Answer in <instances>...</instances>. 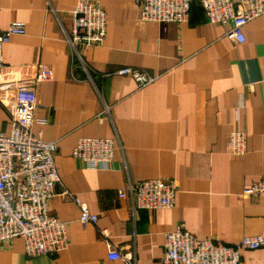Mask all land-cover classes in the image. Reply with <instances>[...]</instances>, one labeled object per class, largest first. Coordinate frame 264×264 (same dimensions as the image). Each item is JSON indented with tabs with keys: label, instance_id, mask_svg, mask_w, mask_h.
Returning a JSON list of instances; mask_svg holds the SVG:
<instances>
[{
	"label": "crops",
	"instance_id": "obj_1",
	"mask_svg": "<svg viewBox=\"0 0 264 264\" xmlns=\"http://www.w3.org/2000/svg\"><path fill=\"white\" fill-rule=\"evenodd\" d=\"M80 0H0V30L24 26L3 47L0 84L32 79L40 65L53 69L38 89L45 105L33 132L56 141L61 186L50 211L68 223V246L54 256L28 258L23 241L0 243V264H126L108 258V243L134 256L135 264H161L164 233L177 229L198 239L234 245L264 231V197L241 191L264 180V15L243 27L244 41L226 36L228 26L207 21L194 0L188 21L164 25L140 20L132 0H85L106 12L99 46L68 41L70 11ZM122 68L154 77L138 88ZM235 128L247 135L245 156L232 155ZM0 131L9 121L0 105ZM117 141L109 168L90 169L70 155L81 138ZM173 179L169 209L135 208L118 191L127 183ZM75 195L95 225H82ZM109 238H102L98 230ZM240 264H264V247L242 253Z\"/></svg>",
	"mask_w": 264,
	"mask_h": 264
},
{
	"label": "built area",
	"instance_id": "obj_2",
	"mask_svg": "<svg viewBox=\"0 0 264 264\" xmlns=\"http://www.w3.org/2000/svg\"><path fill=\"white\" fill-rule=\"evenodd\" d=\"M139 8L140 20L166 24L188 21L194 0H132ZM207 21L228 26L226 36L236 43L244 41L243 27L264 15V0H197ZM72 27L68 41L75 52L80 47L99 46L106 36V12L100 6L80 0L70 11ZM22 23L13 22L0 30V68L3 67V47L14 34H23ZM119 75L130 76L138 88L154 80L147 73L122 68ZM53 76V69L40 65L32 79L0 84V105L8 121L7 134L0 131V243L15 238L23 241L28 258L54 256L68 246V223L50 211V203L61 186L55 156L56 141H45L33 132L35 123L44 118L36 116L45 105L38 98L39 86ZM117 141L114 138H81L70 150L71 157L90 169H106L113 161ZM232 155L245 156L247 135L243 128H235L228 139ZM179 188L175 180L147 179L127 185L118 191L120 197L129 195L135 208L169 209L175 203ZM79 208L82 225L98 221V215L75 195L61 190ZM244 199L264 197V180L245 187ZM102 238H109L105 230H98ZM264 247V231L246 235L234 245H226L212 238L198 239L188 231L177 229L164 233L161 264H240L242 253ZM108 258L135 264L134 256L108 243Z\"/></svg>",
	"mask_w": 264,
	"mask_h": 264
}]
</instances>
